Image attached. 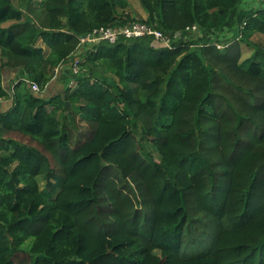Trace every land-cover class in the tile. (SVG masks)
I'll use <instances>...</instances> for the list:
<instances>
[{"label":"trees","instance_id":"1","mask_svg":"<svg viewBox=\"0 0 264 264\" xmlns=\"http://www.w3.org/2000/svg\"><path fill=\"white\" fill-rule=\"evenodd\" d=\"M139 1L146 17L129 0H0V264H264V7ZM134 22L173 47L78 54L94 29ZM5 68L22 77L9 89Z\"/></svg>","mask_w":264,"mask_h":264},{"label":"built area","instance_id":"2","mask_svg":"<svg viewBox=\"0 0 264 264\" xmlns=\"http://www.w3.org/2000/svg\"><path fill=\"white\" fill-rule=\"evenodd\" d=\"M191 30L197 31V28L193 27L191 29H187V31ZM182 35L183 34L181 33H177L174 35V39H180ZM144 37H152L154 42L156 43V46L158 47L169 49L173 47V38L171 36L163 34L155 27L150 26L146 23L134 22L122 27H102L94 29L80 39L78 54H82L85 51L90 50L104 42L108 44H116L121 39L132 40ZM218 48L224 49V46L219 45ZM78 62L79 59L76 58L70 68L75 74H77L78 72ZM27 83L31 87L33 93L39 94L40 88L36 83L31 82L30 80H27ZM71 86H74L73 82L70 84V87ZM2 105L3 99L0 98V111L2 109Z\"/></svg>","mask_w":264,"mask_h":264},{"label":"rangeland","instance_id":"3","mask_svg":"<svg viewBox=\"0 0 264 264\" xmlns=\"http://www.w3.org/2000/svg\"><path fill=\"white\" fill-rule=\"evenodd\" d=\"M129 1H130V6H131L130 12H131L133 17H139V16L145 17L146 16L145 11L143 10L139 0H129ZM259 7H264V1L259 2V0H244V8L243 9H245V11H243L242 13L245 15H249L250 13H252V11H254L255 9H257ZM183 39L184 38L182 37V40ZM187 40H188V37H185V41H187ZM253 40L256 43H258L260 46H263V48H264V36L256 35L253 38ZM241 51H242V60L250 58L253 55V51H250L249 49H247L244 46H242ZM72 64H73V62H69V64L63 65V67L64 68L65 67L71 68ZM63 67H61V69ZM55 76H56V79L53 82V84H51V85L49 84L48 87L46 88V90L43 93H40V95L45 99L52 98L56 95L63 94L67 85H68V84H66V80L65 81L60 80V77H61V71L60 70H59V72L55 71ZM77 123H78V126L80 127V129L88 128L90 125L89 123H86V122L82 121L81 119H78ZM70 133L73 135V137L75 136V133L72 130H70ZM146 148H148V150L152 153L154 159L158 158L157 151L155 150L154 147H152L150 145H146ZM29 246H30V244L28 242L27 244H25L24 247L29 248Z\"/></svg>","mask_w":264,"mask_h":264},{"label":"crops","instance_id":"4","mask_svg":"<svg viewBox=\"0 0 264 264\" xmlns=\"http://www.w3.org/2000/svg\"><path fill=\"white\" fill-rule=\"evenodd\" d=\"M146 17V16H145ZM183 37V36H182ZM66 65V64H64ZM63 67V66H62ZM70 67H63L62 69H59L61 71V77L60 80L61 81H65L66 77L70 74ZM59 70L57 72H59ZM19 71L18 70H13V69H8L5 68L2 71V75H3V85L6 89H9L10 87H13L14 84L20 80V75H19ZM56 77L51 81L50 85L53 84V82L55 81ZM12 106V100H8V99H3V105H2V109H1V113L6 112L10 107Z\"/></svg>","mask_w":264,"mask_h":264},{"label":"water","instance_id":"5","mask_svg":"<svg viewBox=\"0 0 264 264\" xmlns=\"http://www.w3.org/2000/svg\"><path fill=\"white\" fill-rule=\"evenodd\" d=\"M69 106H70V104L69 103H67V107L69 108Z\"/></svg>","mask_w":264,"mask_h":264}]
</instances>
